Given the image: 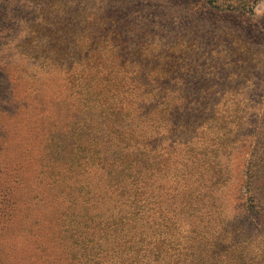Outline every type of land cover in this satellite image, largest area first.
<instances>
[{
  "label": "rangeland",
  "instance_id": "374dc122",
  "mask_svg": "<svg viewBox=\"0 0 264 264\" xmlns=\"http://www.w3.org/2000/svg\"><path fill=\"white\" fill-rule=\"evenodd\" d=\"M215 243L264 264V0H0V264Z\"/></svg>",
  "mask_w": 264,
  "mask_h": 264
},
{
  "label": "trees",
  "instance_id": "16d2710c",
  "mask_svg": "<svg viewBox=\"0 0 264 264\" xmlns=\"http://www.w3.org/2000/svg\"><path fill=\"white\" fill-rule=\"evenodd\" d=\"M85 161L86 159H83V158H78L74 161H78V163H80V161ZM184 249V248H183ZM190 255V252H187L185 254H183V257H188ZM163 256L161 255L159 257V263L160 264H168V263H172V264H180L178 263L180 260L182 261H186L185 259H177V260H173L171 262L167 261V262H164V258H162ZM228 256L223 254V251H222V247L219 245V244H214L213 246H211L209 249H208V254L206 255L205 253L204 254H197V256H194L193 258H191V263L189 261L190 264H233V261L231 262V258H227ZM234 258V257H233ZM157 259H155L156 261ZM164 262V263H162Z\"/></svg>",
  "mask_w": 264,
  "mask_h": 264
}]
</instances>
